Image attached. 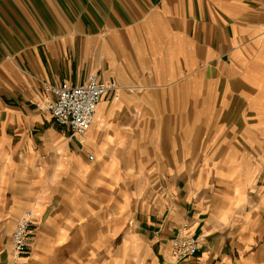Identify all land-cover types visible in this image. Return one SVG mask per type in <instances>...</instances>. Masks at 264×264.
<instances>
[{
	"label": "crops",
	"instance_id": "obj_1",
	"mask_svg": "<svg viewBox=\"0 0 264 264\" xmlns=\"http://www.w3.org/2000/svg\"><path fill=\"white\" fill-rule=\"evenodd\" d=\"M89 75L73 134L44 86ZM25 209L16 264H264V0H0V264Z\"/></svg>",
	"mask_w": 264,
	"mask_h": 264
},
{
	"label": "built area",
	"instance_id": "obj_2",
	"mask_svg": "<svg viewBox=\"0 0 264 264\" xmlns=\"http://www.w3.org/2000/svg\"><path fill=\"white\" fill-rule=\"evenodd\" d=\"M44 88L53 95V99L47 105L52 119L59 124L67 125L73 134H82L92 122L99 100L106 95L113 100L118 99L121 87L114 79L104 80L96 75H89L82 84L62 82L48 84ZM30 217V211L25 209L11 233L8 253L14 254L13 261L27 251ZM169 242L171 259L179 263L195 255L200 241L198 235L191 234L182 227Z\"/></svg>",
	"mask_w": 264,
	"mask_h": 264
},
{
	"label": "rangeland",
	"instance_id": "obj_3",
	"mask_svg": "<svg viewBox=\"0 0 264 264\" xmlns=\"http://www.w3.org/2000/svg\"><path fill=\"white\" fill-rule=\"evenodd\" d=\"M20 217V216H19ZM16 221L17 220H15V224H16ZM15 224H14V226H15ZM3 244H4V241H3ZM2 244V246L3 247H5L4 245ZM1 245V244H0ZM168 246H169V256H170V258H171V247H170V242H169V240H168ZM7 253H8V251H9V247L5 250ZM4 253V255H8L7 253H5V252H3ZM12 256V254H10V257ZM12 258V257H11ZM14 262V261H13ZM16 262V261H15ZM13 264V263H12ZM15 264V263H14ZM18 264V263H17Z\"/></svg>",
	"mask_w": 264,
	"mask_h": 264
},
{
	"label": "bare ground",
	"instance_id": "obj_4",
	"mask_svg": "<svg viewBox=\"0 0 264 264\" xmlns=\"http://www.w3.org/2000/svg\"><path fill=\"white\" fill-rule=\"evenodd\" d=\"M11 257H14V254H12V256Z\"/></svg>",
	"mask_w": 264,
	"mask_h": 264
}]
</instances>
